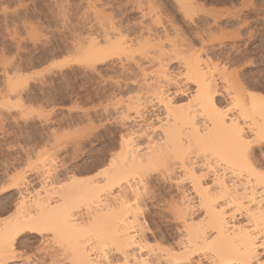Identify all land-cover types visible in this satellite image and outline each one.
<instances>
[{
	"label": "snow or ice",
	"instance_id": "snow-or-ice-1",
	"mask_svg": "<svg viewBox=\"0 0 264 264\" xmlns=\"http://www.w3.org/2000/svg\"><path fill=\"white\" fill-rule=\"evenodd\" d=\"M77 3L78 0H64L62 4L56 5L61 9L60 15L66 24H71L75 20L73 13ZM259 3L261 19L264 20V0H259ZM143 7L149 8L151 5L145 4ZM178 7L190 10L193 5L189 0H181ZM253 7L252 4L242 3L237 11L243 15L245 11ZM91 8L92 5H89V9ZM244 19L247 17L241 20V27H243ZM50 35L51 33H45L38 25H31L22 27L19 32L0 37V47H5L9 43L12 46L11 51L0 52V68H7L12 60L16 59L14 53L17 50L22 51L33 44L44 43ZM204 39L209 41L211 38L206 35ZM261 39L264 40V33H261ZM108 48L109 45L104 42L102 36L94 43L85 42L83 53L78 58H68L72 63L81 64L89 69L95 81L92 94L96 111L98 113L107 112L108 115L102 116L99 120L88 121L75 131L64 132L61 134L62 137L73 138L75 142H79L82 138L102 135L100 129L107 125H115L120 132H123V136L117 133L118 142L130 144L137 136H149L150 130L158 128L159 122H163V116L154 109L157 103L156 96L160 95L161 91L166 96L169 83L176 82L175 79L169 81L170 74L163 70V63L168 62L167 58L161 57V64L157 66L161 68L158 81L155 68L148 73L141 67V65L149 66L152 60L160 56V52L152 47L149 40L145 39L139 50L129 54V59H125L123 54L119 60L105 57L109 63L106 67L101 66V61L94 53L105 51ZM132 55H135V60L131 59ZM253 59L264 65V44H261L258 54L249 53L232 62L225 61L224 65L216 69L213 78L223 80L225 84L228 80H232L234 85L239 86L240 77L237 75L239 67L244 62L251 63ZM136 60L140 63L137 64ZM66 62L61 61L50 67L59 68ZM113 63L120 67L114 71L106 70L110 69ZM125 64L128 67H124ZM128 68H132V73H129ZM176 79H179L181 86L185 82L183 77ZM204 80L208 83L207 76ZM125 82L136 85L135 88L130 89L131 94L124 91ZM21 83L16 77H10L8 81L10 88H18ZM193 86L202 106L197 108L196 114L203 115V107L211 105V118L217 125L213 133L209 134L205 130L208 126L203 122H198L200 130L194 133L193 129L197 125L189 123L187 128L179 133L180 138L174 147L162 150L153 162L141 164L131 170L127 168L119 170L117 156L122 154L115 152L111 157V165L106 167L109 148L102 145L101 154L97 156V160H102L104 163L96 165L99 168L96 177H103L98 182L105 184L107 179L105 174L114 175L113 186L116 191L108 192L105 189L103 193H95L93 199L99 196L101 199L112 200L116 210L136 211L137 215L144 210V205L147 203L149 207L156 210L154 213L156 219L154 222L141 219L142 225L152 224V227L146 228L145 231H155L157 236H161L158 229L165 228L167 231L163 233L164 236L171 240H179V237L175 235V230L179 228L181 233L187 232V225L191 223L189 213L195 215L192 205H188L186 199L182 200L179 196L174 199L168 194L170 191L175 192V185L181 183L180 177L187 178L191 175L196 180H203L207 175L205 183L211 192L214 190V181L217 185L222 183L220 176L228 179L231 173L233 176L239 175L244 181L251 180L255 175L259 178V182L255 184L253 195L247 200L237 205L230 204L228 200L215 205V211L231 208L233 213L242 206L244 207L248 214L249 227L245 232L235 235L222 234L223 229L220 225L223 220L210 219L213 216V210L204 208L203 196L196 191L194 185H190L194 193L193 204L196 208L204 209L196 217V223L200 225V233L196 241L197 250L188 255L183 252L179 253L184 258L178 260L176 264H264V88L260 89L259 103L256 102L255 92L246 91L242 97H239L242 103L227 107L220 104L218 100L213 101L214 93L210 86L203 90L200 86H196V82H193ZM249 97L252 98L251 104H249ZM73 107L86 113L92 108V103H87L83 107L74 104ZM55 111L51 105H45L42 109L21 108L17 112V120L23 123L38 119L40 123H44L52 117ZM188 120H192L191 112ZM4 131L6 132L7 129ZM20 167H23V164ZM30 167L31 161H29L28 168L23 169L24 173ZM169 182H171V187ZM24 183V175L17 172L7 187L22 189ZM256 189L259 191L258 201L255 197ZM3 190L0 189V191ZM187 195L188 193L185 192L184 197L186 198ZM23 203L24 201L21 200L20 204ZM256 203L259 204L258 215L256 209L250 206ZM70 211H66L63 216L41 217L34 214L31 217V223L28 224L18 219L19 205L15 210L9 205L7 212L13 213V217L17 218V223L7 238L0 233V252L7 249L9 254H13L12 243L15 238L22 233L33 232L39 234L41 244L47 241L50 245L47 249L39 245L37 247L41 252L50 253L52 258H44L43 262L41 259H32V256L37 255L36 249L25 246L23 251L30 253L27 264H128L120 246L113 243L109 219L87 221L82 227L74 230L75 235H70L61 228ZM7 212H0V216H4L5 220L10 222L13 217H8ZM25 215L27 216V213ZM202 233H207L203 240L199 238ZM23 239L27 240L29 237L25 236ZM164 242L167 243V241ZM156 247L158 245L153 246L149 251H155ZM19 259L22 261L23 256ZM0 264H6V262L0 261ZM145 264H159V261L151 259Z\"/></svg>",
	"mask_w": 264,
	"mask_h": 264
},
{
	"label": "bare ground",
	"instance_id": "bare-ground-1",
	"mask_svg": "<svg viewBox=\"0 0 264 264\" xmlns=\"http://www.w3.org/2000/svg\"><path fill=\"white\" fill-rule=\"evenodd\" d=\"M173 1L177 7H175L176 13L183 16L182 18L186 19L188 26L196 30L193 32L195 33L193 34L195 36L194 40L184 35L185 32L183 33L184 30L179 26L177 22L178 18L175 17V14L170 16L169 13L165 14L161 10L156 11L157 8H161L162 0H136L132 2L133 4L131 6H126L123 12L119 10L120 13L118 15L107 13L108 7H110L108 3L97 5L95 3L96 1L89 0L90 5L94 9V12H92L94 13V17H92V23L88 26L91 36L87 38L86 42L94 43L103 36L104 42L109 45L107 50L94 53L101 61V65L109 62L105 57H110L112 60H119L121 54H123L125 59H129V54L139 50L142 42L147 39L151 42L152 47L160 52V56L152 60L149 66L145 67L141 65V67L148 73H151L152 68H155L157 80L159 81L161 68L157 66L161 64V57H166L168 62L163 63V70H166L170 74L169 81L173 79L176 81L175 83H169L167 87L168 94L166 96L163 91H161L160 95L156 96L157 103L154 105V109L164 118L163 122H159V127L151 129L149 136L135 137L130 144L120 142L123 152L121 153L122 155L117 156L119 170L125 168L131 170L139 167L141 164L153 162L162 150L176 145V142L180 138L179 133L185 130L189 123L197 125L193 129L194 133L200 130L198 122H203L204 125L208 126L205 130L209 134L213 133L217 125L211 118V105L203 107V115L196 114L197 108L202 106L194 90L193 82H196V86H200L202 90L210 86L214 93L213 101L218 100L221 102V98H226L232 103L231 107L242 103L239 97H242L247 91L240 84V81L239 86H237L233 84L232 80H228V88L224 92L221 93L217 88V79L213 77L218 66L210 63L211 60L209 58L211 52L215 50L213 43L215 39L213 38L212 40V35L209 32L211 31L210 28H213L212 25L214 27L218 26L217 20L214 19L213 22H210V20L204 21L199 24L197 21L196 24V20L193 18L194 14L191 12L192 9L185 10L182 7H178L181 0ZM128 3H131V1ZM114 4L116 6L117 3ZM145 4L151 5V7H143ZM131 13L138 14V20H132L130 18ZM206 35L210 36L211 39L209 41L204 39ZM82 42L84 43L85 40ZM83 46V44L76 46L78 49L77 58L83 53ZM131 59L135 60V55H132ZM136 63L139 64L140 61L136 60ZM175 64L177 65L176 68L174 67ZM115 65L117 64L115 63ZM117 66L120 67L119 65ZM124 67H128V65L125 64ZM128 71L132 73V68H128ZM6 76L7 79L11 77L10 75ZM205 76L208 77V83H205ZM13 77L22 79L17 73ZM179 77H183L185 80L182 86L180 85L179 79H176ZM123 87L124 91L131 94L130 89L135 88L136 85L125 82ZM13 93L15 94L14 97L21 98V95L17 94L14 88ZM13 95L11 96L13 97ZM259 96L260 93H256L257 103H259ZM251 102L252 98L249 97V104ZM20 107H24L21 102ZM190 112L192 114L191 121L188 120ZM119 133L120 136H123V132ZM55 160L56 158H53L47 165L42 166L44 169L42 171L32 172L30 170L31 173H26L27 175L22 173L25 181L22 189L12 188L14 189V193L12 196L10 195L9 205L13 207V210L19 205L20 212L18 219L30 224L31 217L34 214L41 217L63 216L66 211L71 210L64 224L61 225V228L70 235H75L74 230L82 227L85 222L95 219L104 220L107 218L111 222L113 243L120 246L121 252L124 254L128 264H145L146 261L151 259H157L159 264H176L178 260L184 258L179 253L183 252L185 255H188L197 250L196 241L198 233H200V225L196 223V217L204 209L196 208L193 204L194 193L190 185H194L196 191L203 196L204 208H211L213 210V216L210 219L223 220V223L220 225L223 229V235L243 233L249 227L248 214L243 206L237 212L233 213L231 208H222L220 211H215V205L217 203L222 204L225 200H228L232 205H237L241 201L247 200L248 197L253 195L255 184L259 182V178L255 175H253L251 180L246 179L244 181L241 180L239 175L233 176L231 173H229L228 179L220 176L222 183L217 185L214 181V190L211 192L205 183L208 178L207 175H205L203 180H196L191 175L187 178L180 177L181 183L175 185V192L170 191L168 194L172 195L174 199L177 196L181 197L182 200L186 199V203L192 205L195 215L189 213L191 223L187 225L188 231L181 233L180 229L177 228L175 235L179 237V240H171L167 236H164V232L162 233L160 229L158 231L162 234L161 236H157L155 231H145L146 228L152 227V224L142 225L141 219L150 221V218L155 216L154 213L156 211L154 208L149 207V204L146 203L144 210L137 215L136 211L116 210L115 203L112 200L101 199L99 196L93 199L95 193H103L105 189L108 192L116 191V188L113 186V181L115 180L114 175L106 173L105 176L107 179L105 180V184H100L98 181L103 179V177L98 178L95 176L84 179L80 176V166L71 169L66 164H61L58 167V164H55L61 160L58 162L56 160V163ZM109 162L108 166L111 165V159ZM232 180L236 182L232 183ZM169 184L171 187V182ZM185 192L188 193L186 198L184 197ZM255 197L257 201L260 198L258 189H256ZM21 200L24 201L23 204H20ZM8 206L4 207L1 212H7ZM250 206L256 209V214L258 215L259 204L256 203ZM26 213L27 216L25 215ZM9 217H13V213ZM16 223V217H13L10 222L6 221L5 218H0V233H3L5 238H7V235ZM206 235L207 233H202L199 235V238L203 240ZM25 236L29 237V239L24 240L23 237ZM164 241H167V243ZM17 244H19V247H17ZM35 244L37 245L34 247ZM38 245L44 249L50 247L47 241L41 244L38 233H22L12 243L14 253L9 254L7 249H5L3 252H0V261L6 262V264H27L29 252L23 251L25 246L36 249L37 255L32 256V259H41L43 262L44 258H52L51 254L47 251L41 252L40 248L37 247ZM157 245L158 247H156L155 251H149L150 248ZM20 256H23L22 261L19 259Z\"/></svg>",
	"mask_w": 264,
	"mask_h": 264
},
{
	"label": "rangeland",
	"instance_id": "rangeland-1",
	"mask_svg": "<svg viewBox=\"0 0 264 264\" xmlns=\"http://www.w3.org/2000/svg\"><path fill=\"white\" fill-rule=\"evenodd\" d=\"M93 1H96L97 5L108 3L110 7L107 13L118 15L119 10L123 12L126 6H131L136 0ZM126 1L127 3L131 1V3L127 4ZM189 1L193 5L191 12L194 14L196 24L197 21L199 24L209 20L213 22L214 19L218 22V28L212 25L211 31L208 30L212 35V40L215 39L213 41L215 50L209 56L210 63L220 67L225 61L232 62L249 53H259L261 44H264V40L261 39V33H264V20L261 19L259 0ZM63 2L64 0H0V37L19 32L22 27L31 25H38L45 33H51L46 42L33 44L22 51L17 50L14 53L16 59L12 60L7 68H0V189H4L0 191V212L9 205L14 193V189L7 185L11 183V178L17 172L24 173L23 169L28 168L29 161H31V167L26 172L27 174L31 171L44 170L42 166L56 158L57 162L61 160V163H56L55 160V165L58 164V167L61 164H66L71 169L80 166V176L85 179L95 177L96 172L99 171L96 165L104 163L102 160H97V156L101 154L102 145L109 148L108 164L114 152H123L122 145L117 140V133L120 130L115 125H107L100 129L102 135L82 138L79 142L61 135L83 127L88 121L99 120L102 116L108 115L107 112H96L92 94L95 81L89 69L81 64L72 63L71 59H68L77 58L76 46L84 45L87 38L91 36L88 26L92 23L94 9L93 7L89 9V0H78L73 13L75 20L71 24H66L60 15L61 9L56 7L57 4ZM114 3H117L116 6ZM242 3H249L254 7L242 15L237 11ZM175 5L173 0H162L161 8L156 7V11L161 10L165 14L169 13L170 16L175 14L179 26L184 30L183 33L185 32L184 35L194 40L193 34L195 33L193 32L196 30L189 27L186 19L176 13ZM130 15L132 20H138V14L131 13ZM243 17L247 19L243 20V27H241ZM11 50L10 43L5 47H0V52ZM61 61L67 62L59 68L50 67ZM108 63L101 66L106 67ZM174 67L176 68L177 65L175 64ZM9 68L13 70L9 71ZM117 68L119 67L114 63L110 69L106 70L114 71ZM16 73L22 77L19 79L22 82L21 86L14 88L21 98L14 97L13 88L9 87V79L6 76L13 77ZM215 74L216 72L214 76ZM237 75L240 77V84L247 91L260 93V89L264 88V65L254 59L251 63L244 62L239 67ZM217 84L221 93L228 88V85L221 80H217ZM220 101L224 106H232L226 98H221ZM20 102L24 107H20ZM87 103H92V108L86 113L73 107L74 104L83 107ZM45 105H51L56 111L44 123H40L38 119L23 123L17 120L19 109L29 107L42 109ZM4 129L7 131L5 132ZM21 164L23 167H20ZM108 164L105 166L107 167ZM7 215L9 217L12 212ZM0 218L5 217L0 216ZM155 219L156 217L152 216L150 221ZM160 231L165 233L167 229L160 228Z\"/></svg>",
	"mask_w": 264,
	"mask_h": 264
}]
</instances>
